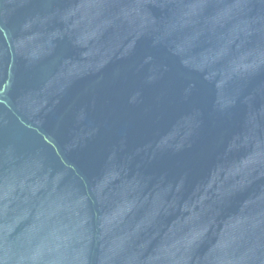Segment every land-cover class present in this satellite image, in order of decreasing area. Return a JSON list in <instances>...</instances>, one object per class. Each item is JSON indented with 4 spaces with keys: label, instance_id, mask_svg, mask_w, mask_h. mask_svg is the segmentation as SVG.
<instances>
[{
    "label": "water",
    "instance_id": "1",
    "mask_svg": "<svg viewBox=\"0 0 264 264\" xmlns=\"http://www.w3.org/2000/svg\"><path fill=\"white\" fill-rule=\"evenodd\" d=\"M0 264H264V0H0Z\"/></svg>",
    "mask_w": 264,
    "mask_h": 264
}]
</instances>
